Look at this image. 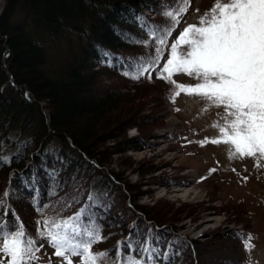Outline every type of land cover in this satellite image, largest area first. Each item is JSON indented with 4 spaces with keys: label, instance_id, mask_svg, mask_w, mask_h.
Here are the masks:
<instances>
[{
    "label": "trees",
    "instance_id": "trees-1",
    "mask_svg": "<svg viewBox=\"0 0 264 264\" xmlns=\"http://www.w3.org/2000/svg\"><path fill=\"white\" fill-rule=\"evenodd\" d=\"M160 1L1 0L0 158L10 162L0 163V197L5 191L11 194L6 207L29 233L35 235L36 221L42 219L34 207L37 201L59 209L58 201H70L77 192L80 202L64 209L63 215L84 206L92 192L98 197L92 214L103 231L114 226L127 232L134 218L130 236L145 238V220L158 225L164 220L160 212L135 203L129 212L112 205L114 199L126 198L125 187L119 173L105 171L104 164L112 155L137 149L140 139L127 137L126 131L143 126L134 103L138 84L126 77L123 90L98 87L105 73L122 75L121 67H115L117 58L127 62L153 51L154 44L136 45L122 39L118 29L148 40L135 14L153 25L165 23L159 13L175 0L154 7ZM145 10L155 16L148 18ZM109 142L117 145L111 152L102 148ZM24 144L28 147L18 157ZM156 170L152 166L142 173ZM119 213L125 217L119 218ZM168 239V233L157 231L149 240L163 247ZM106 248L114 257L115 251Z\"/></svg>",
    "mask_w": 264,
    "mask_h": 264
},
{
    "label": "rangeland",
    "instance_id": "rangeland-1",
    "mask_svg": "<svg viewBox=\"0 0 264 264\" xmlns=\"http://www.w3.org/2000/svg\"><path fill=\"white\" fill-rule=\"evenodd\" d=\"M213 3L214 0H191L169 45L187 25L197 23ZM143 13L148 18L153 16L147 11ZM164 57L168 58L167 49ZM173 79L185 86L197 83L186 74H175ZM124 81L129 80L123 75L105 73L98 87L123 90ZM130 82L138 84L133 90L138 98L134 103L139 108L136 118L143 127L139 131L135 128L126 131L127 137L140 139L137 149L112 155L107 159L109 164H104L105 171L119 173L125 187L126 198H116L112 205L121 212H129L135 203L160 212L164 220L159 225L145 220L148 232L145 238L130 236L133 227L134 232L136 228L134 218L127 225V232L122 233L114 226L105 228L108 243L96 244L93 252L107 250L106 247L114 251L118 242L128 240L137 247L142 242L154 245L149 239L153 233L162 231L168 233V241L173 245L169 247L166 240L162 243L163 251L170 257L163 264H249V261L264 264V168H256L252 158L230 159L229 146L223 143L200 144L206 138H220L214 125L223 123V108L186 93L175 97L173 102V86L157 79L156 73L151 80ZM102 148L111 152L117 145L109 142ZM152 166L156 172L142 173ZM211 169L216 171L210 173ZM244 177H248L247 181ZM128 186L134 190L130 191ZM118 217L123 219L125 214L119 213ZM237 233L245 237L252 235L251 251H245ZM39 243L44 247L37 253L41 258L38 264H64L63 258L56 257L55 249L46 241ZM78 260L79 257H72L73 264Z\"/></svg>",
    "mask_w": 264,
    "mask_h": 264
},
{
    "label": "snow or ice",
    "instance_id": "snow-or-ice-1",
    "mask_svg": "<svg viewBox=\"0 0 264 264\" xmlns=\"http://www.w3.org/2000/svg\"><path fill=\"white\" fill-rule=\"evenodd\" d=\"M190 6L191 0H175L166 5L159 13L165 20L163 24H150L136 13L135 18L148 40L118 29L122 39L146 48L155 45L153 51L127 62L117 58L122 75L132 80H151L156 73L157 79L173 86V102L175 97L186 93L223 108V123L214 125L220 138H206L200 141L201 146L206 142L223 143L229 146L230 159L252 158L256 168H264L261 163L264 161V0H214L198 22L187 25L169 45V39ZM165 49L168 50L166 60ZM105 55L110 56L109 53ZM161 60L165 62L161 64ZM108 63L112 65L113 61L109 59ZM175 74H186L197 83L179 84L173 79ZM25 97L28 98L27 93ZM27 147L24 144L18 150V157ZM9 162L0 158V163ZM214 171L216 169H211L210 173ZM243 179L247 181L248 177ZM77 194L70 201H58L59 209L37 201L34 207L42 219L36 221L33 235L15 211L6 207L11 194L5 191L0 197V210L3 211L0 264H38L41 258L37 253L44 247L39 241H46L55 249L54 255L62 257L64 264H73L72 257H79L77 264H163L170 259L168 252L160 251L158 245L142 242L137 247L131 240L118 242L114 257L111 250L93 252V247L106 239L102 235L101 222L92 214L98 197L87 193L86 204L64 216V209L80 202ZM9 211L12 212L10 218ZM236 235L244 242L245 251L253 249L251 234ZM168 246L173 245L169 243Z\"/></svg>",
    "mask_w": 264,
    "mask_h": 264
}]
</instances>
